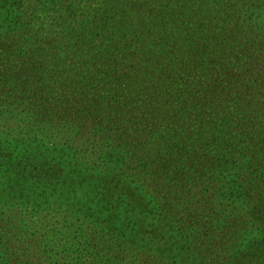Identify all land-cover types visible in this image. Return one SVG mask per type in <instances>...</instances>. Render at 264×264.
Instances as JSON below:
<instances>
[{
  "label": "trees",
  "instance_id": "16d2710c",
  "mask_svg": "<svg viewBox=\"0 0 264 264\" xmlns=\"http://www.w3.org/2000/svg\"><path fill=\"white\" fill-rule=\"evenodd\" d=\"M0 264H264V0H0Z\"/></svg>",
  "mask_w": 264,
  "mask_h": 264
},
{
  "label": "rangeland",
  "instance_id": "374dc122",
  "mask_svg": "<svg viewBox=\"0 0 264 264\" xmlns=\"http://www.w3.org/2000/svg\"><path fill=\"white\" fill-rule=\"evenodd\" d=\"M153 12H154V10L152 8H149L146 12H144L145 13L144 19L146 21L150 22V23L151 22H154L155 19H153V16H154ZM153 43H155V42H153ZM168 53L170 54L168 56V58H170L172 60H176L177 59L178 56H177L176 52H171L170 51ZM258 73H260V72H258ZM258 73L256 72L255 74L259 76ZM172 74H173L172 77L177 79V80H175V84H176V88L175 89H178V90H181V88L183 87V85H186V83L188 81H192L193 80V79H190V76H189L190 73L189 72H183L182 69H174V71H172ZM193 74L198 75L199 72L197 71V72H194ZM191 78H193V76H191ZM173 87H175V86H173ZM175 109L177 110L178 108H175ZM177 115L181 116L182 117L181 120H183L181 122L180 126L185 125L184 124V120L186 118H185V115H184L182 109L178 110Z\"/></svg>",
  "mask_w": 264,
  "mask_h": 264
}]
</instances>
